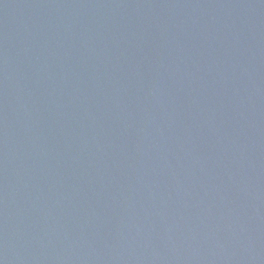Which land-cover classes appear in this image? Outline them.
Returning <instances> with one entry per match:
<instances>
[{
	"label": "water",
	"instance_id": "1",
	"mask_svg": "<svg viewBox=\"0 0 264 264\" xmlns=\"http://www.w3.org/2000/svg\"><path fill=\"white\" fill-rule=\"evenodd\" d=\"M0 264H264V0H0Z\"/></svg>",
	"mask_w": 264,
	"mask_h": 264
}]
</instances>
